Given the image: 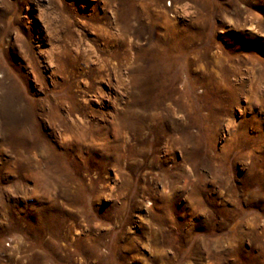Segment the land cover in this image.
Masks as SVG:
<instances>
[{"label":"rangeland","instance_id":"rangeland-1","mask_svg":"<svg viewBox=\"0 0 264 264\" xmlns=\"http://www.w3.org/2000/svg\"><path fill=\"white\" fill-rule=\"evenodd\" d=\"M14 1L0 0V76L19 81L8 57L19 66L57 153L12 140L26 115L0 90V264H264V177L243 182L264 155V0ZM64 4L76 60L63 89L43 19L58 23ZM65 123L86 134L77 157L62 149Z\"/></svg>","mask_w":264,"mask_h":264},{"label":"bare ground","instance_id":"bare-ground-1","mask_svg":"<svg viewBox=\"0 0 264 264\" xmlns=\"http://www.w3.org/2000/svg\"><path fill=\"white\" fill-rule=\"evenodd\" d=\"M23 1L26 2L27 0H23ZM67 7H68V4H66V6L64 4V7L62 9H60L59 16H58V18H59L58 23H54L53 20L43 19L44 30L46 31V33L47 32L49 34H53L54 32L57 33V39L54 38L55 36L53 37L54 39H52V41L55 44V46L53 48V49H55V53H54L53 49H50L51 50V55L48 58V61L50 63V72H49V74L52 75V76L54 75V77L57 78L54 81L52 80V83H54L56 85H60V87H62L63 89L66 88V86H67V83H66V81L64 79L65 71L69 67V65H72L74 63V60H76V58L73 57V55L71 53V50L68 48L69 38L70 39L71 38L75 39L76 35H75V32H73V29L71 30L72 25H73V23H72V15L70 14L71 13V9H70L71 6H69V10H68ZM14 10H19V9L15 7ZM142 10L144 11V9H142ZM137 13H138V11H135L133 9H132L131 13H126V15H125V17L123 18V21H122L123 25H121L123 32H126L128 27H129V19H130L131 15H136ZM14 25H13L14 28H16V26H18L17 29H16L18 38L22 37L21 35L23 34V30L21 28H24V30H26V39L28 37V41H29L30 38L33 37V33L30 32L31 30L29 31L27 29L26 24L23 22V18H19L18 17L17 19H15ZM20 39H22V38H20ZM31 53L32 52H31V48H30V45H29L28 48L26 47V50L22 53L23 54L22 57H24V60L27 58L28 63H30L29 66H31V68L33 70L34 78L36 79V82H38L42 86H45L47 84V80L43 79V78H40L39 75H36L37 66L34 63L35 61L30 58ZM125 60H128V57H126ZM7 62L10 65V67L12 66V69L14 71H16L17 74L20 75V77H19L20 80L19 81L15 80L10 85H6V83L4 82V79H5L6 75L5 76L4 75L0 76V90L2 91V94H4V96L6 98H7V95L10 96V98H11L10 100L11 101H10L9 105H11L12 108L14 107L16 110L20 109L23 112H25V115H26V117H25L26 119H25V122L22 125V127H20L19 129H16L17 128L16 127L15 128L16 130L12 129V132L10 133V136L12 137V140H14V141L16 140L17 141V139H19V138L20 139L24 138L25 141L27 140L25 143L20 144V145H21V147H23V149H24V147H25V149H28V152H29V151H32V150H36V148H37L36 142L39 139V147L40 148H43L47 152L48 151H52V153H54V154L57 153L56 152L57 149L48 147V145L46 144L47 142L41 140V136H42L41 131L38 130L36 127H34L36 121L39 118V116L36 113V109H37L39 103H41V102L38 103V101H36V100L33 101L32 100V99H34V97H36V95H34V93H32L33 91L31 92V90H30V88H29V86L27 84L26 77L20 72L21 69L17 68L19 66L15 67L12 59H10L9 57H8V61ZM136 77H134L132 79L133 82H134V85H135V83L136 84L139 83ZM22 84L26 88V90H24L25 96L21 100V96H19L18 94H19V91H20L19 87H21ZM62 88H61V90H62ZM64 92H65L64 90L60 91L61 94H64ZM69 96H68V98H70ZM22 101L24 103V106L21 103ZM49 101H48V103H49ZM59 103L60 104H59L58 107L61 106L62 102H59ZM50 107H49V111H46L44 115H45L46 118L51 119L52 121L56 122V121L59 120V114H58L59 113V110H58L59 108H53V107L50 108ZM61 127L63 128L64 132H66L67 134H70L68 136H70V138L72 139L62 149L70 150V151H72L71 154H73L76 157L79 156L81 154L82 150H83V147H84V139L86 138L85 132L76 130L77 128H75L74 125H67L66 123H65V126H61ZM18 142H19V140H18ZM244 143H246V142H244ZM253 143H254V146L257 147V148L262 145V142L259 139L255 140ZM14 145H16V142L14 143ZM228 158H229V154H227L225 159H228ZM263 168H264V155L258 153L257 156H255V158H254V162H253V164L251 166V169H249L248 174L243 178L244 186H245L246 189H247V187L249 186V183H251L252 180H258V179L260 180V178L264 177L263 176L264 174L262 173ZM230 194L232 195V190L230 191ZM258 198H261L264 201V193L258 195ZM70 204H72V203H70ZM239 204H240V199L239 198L236 201L234 199L232 200V202L230 204V208H232V207L233 208L229 209V211H228L229 214L227 215L228 217H230L232 215H235V213L240 211ZM221 212H223V210ZM221 220L223 222L227 221V220H224L222 218H221ZM253 232H254V229H253L251 234H253ZM243 240H244V237L242 236V230H240L235 236L230 238V241L234 242V244L232 243V247L233 248H232V250L228 251V254L231 253L236 258L242 257V255H246L245 252L242 250V248H240V245L243 243ZM223 253H227V252H223Z\"/></svg>","mask_w":264,"mask_h":264}]
</instances>
